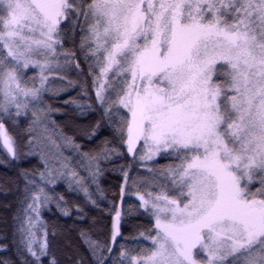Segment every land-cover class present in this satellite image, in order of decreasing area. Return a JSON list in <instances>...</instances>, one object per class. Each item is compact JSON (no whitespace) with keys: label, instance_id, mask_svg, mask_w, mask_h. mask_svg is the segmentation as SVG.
<instances>
[{"label":"snow or ice","instance_id":"6c2138e0","mask_svg":"<svg viewBox=\"0 0 264 264\" xmlns=\"http://www.w3.org/2000/svg\"><path fill=\"white\" fill-rule=\"evenodd\" d=\"M70 87L73 114L49 103ZM104 125L112 138L85 150ZM0 145L19 193L0 264H264V0H0ZM121 149L120 195L138 204L110 202L108 235L85 208ZM52 205L74 208L84 252L42 218ZM129 210L148 220L134 236Z\"/></svg>","mask_w":264,"mask_h":264},{"label":"trees","instance_id":"16d2710c","mask_svg":"<svg viewBox=\"0 0 264 264\" xmlns=\"http://www.w3.org/2000/svg\"><path fill=\"white\" fill-rule=\"evenodd\" d=\"M32 72H29L28 75H32ZM68 79L77 80L78 77L73 72L68 77ZM54 87H65V84L60 83L59 81L53 84ZM81 89L79 87H70L67 88L66 92H62L58 98H54L49 101L52 103L54 107L60 108L62 112H68L69 114L76 113L78 110L75 109L73 105L65 106L64 101L75 99L80 101L82 97L79 95ZM58 122H62L68 117L55 115L53 117ZM99 119V113H95L89 111L84 116L77 117V123L82 125H87L89 123H95L96 120ZM5 127L9 130L10 134L16 135L20 129L14 128L11 123L5 122ZM105 138L111 139V130L106 125L102 126L97 133L96 138L89 144L87 141H79L85 144V150L88 147L94 146L99 144ZM124 152V156L120 159L113 157L114 163H106L103 164V168L105 169L103 175L99 179L100 188L103 190V197H100L99 194L94 196L95 199L99 202V209L95 207L88 206L85 208V211L88 212L90 217L95 216L101 221V227L106 226L108 230V235H110V228H111V216L108 215V209L111 207L110 202H115V204L121 208L122 213L125 210L129 209V206H135L138 204V200L134 197L125 196L123 199L120 195V186L124 184V178L122 173L119 171L120 165H128L130 163L131 158L126 153V149H121ZM5 152L0 145V235H2L5 231L8 233V238L11 240V232H12V216L16 212L17 209V198L19 193L12 190L13 185L9 182L8 178L15 177L17 168L12 163H9L7 167L4 166L3 161L5 160ZM157 166L165 165L170 161L167 159H162L157 157ZM36 164L35 159H29L19 162L20 168H30L31 166ZM146 167H153L151 163L145 165ZM137 169H140V172L131 171V175L136 176L141 174L143 169L140 164L136 165ZM131 183V181H129ZM5 189H8L5 192ZM94 191V188L92 189ZM126 187V191H127ZM56 191L59 193L64 194L65 199L70 202H76L83 204V195H76L75 193H69L65 190V186L61 183L58 184L56 187ZM7 205V207H5ZM103 210V211H101ZM71 215L64 216L61 215L60 212L56 209L54 205L50 206V210L44 209L41 212L42 218L49 223L51 226L52 224H58L62 226L65 231L67 232V237L73 244H76L80 247L81 251L84 252V246L80 244L79 236L77 231L70 230L74 227L77 223L76 221V212L73 209H70ZM85 225L87 221L83 222ZM123 227L121 231L123 232L124 236H134L136 235V230L134 228L135 225H148V220L146 217L142 216L139 212L134 210H129L126 215H124L123 220ZM95 238H99L100 240L105 239L103 234H100L98 237L94 236ZM49 240H51V236H49ZM65 241V237L63 235L58 234L56 238L57 245H62ZM125 243L123 239H118L117 245ZM129 247H134L132 241H128ZM119 252V248L117 247L116 252L113 255H117ZM5 255L4 253L0 252V256ZM89 254L85 252V256L87 257ZM111 264V262H109Z\"/></svg>","mask_w":264,"mask_h":264}]
</instances>
